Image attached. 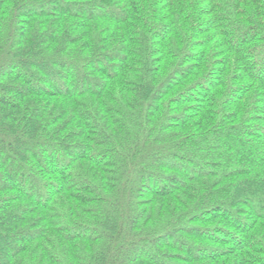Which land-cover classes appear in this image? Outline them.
Listing matches in <instances>:
<instances>
[{
  "label": "trees",
  "instance_id": "1",
  "mask_svg": "<svg viewBox=\"0 0 264 264\" xmlns=\"http://www.w3.org/2000/svg\"><path fill=\"white\" fill-rule=\"evenodd\" d=\"M3 228L0 264H264V0H0Z\"/></svg>",
  "mask_w": 264,
  "mask_h": 264
},
{
  "label": "rangeland",
  "instance_id": "2",
  "mask_svg": "<svg viewBox=\"0 0 264 264\" xmlns=\"http://www.w3.org/2000/svg\"><path fill=\"white\" fill-rule=\"evenodd\" d=\"M30 159L32 160V163H33V164L38 163V160H34V159H32V158H30ZM0 231H2V233H4V232H5V229L3 228V229L0 230Z\"/></svg>",
  "mask_w": 264,
  "mask_h": 264
}]
</instances>
